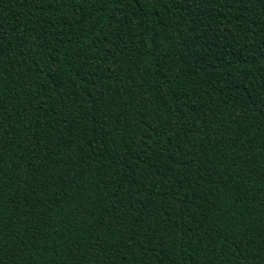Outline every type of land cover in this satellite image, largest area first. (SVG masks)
Masks as SVG:
<instances>
[{"label":"trees","instance_id":"trees-1","mask_svg":"<svg viewBox=\"0 0 264 264\" xmlns=\"http://www.w3.org/2000/svg\"><path fill=\"white\" fill-rule=\"evenodd\" d=\"M0 264H264V0H0Z\"/></svg>","mask_w":264,"mask_h":264}]
</instances>
